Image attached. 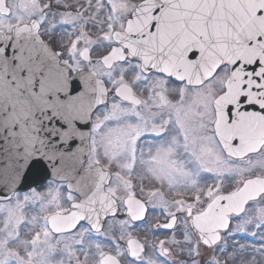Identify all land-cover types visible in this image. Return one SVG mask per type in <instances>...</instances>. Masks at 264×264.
I'll use <instances>...</instances> for the list:
<instances>
[{
  "label": "snow or ice",
  "instance_id": "obj_1",
  "mask_svg": "<svg viewBox=\"0 0 264 264\" xmlns=\"http://www.w3.org/2000/svg\"><path fill=\"white\" fill-rule=\"evenodd\" d=\"M0 264H264V0H0Z\"/></svg>",
  "mask_w": 264,
  "mask_h": 264
}]
</instances>
